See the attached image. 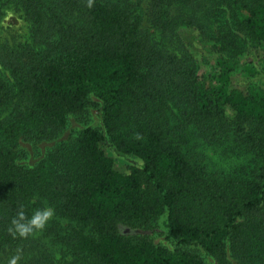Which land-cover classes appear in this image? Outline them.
<instances>
[{"label":"trees","instance_id":"trees-1","mask_svg":"<svg viewBox=\"0 0 264 264\" xmlns=\"http://www.w3.org/2000/svg\"><path fill=\"white\" fill-rule=\"evenodd\" d=\"M17 1L31 35L0 42V262L34 238L30 264H264L261 85L232 88L227 71L213 103L185 41L236 60L264 49V0ZM166 57L180 62L172 75ZM169 104L177 115L157 120ZM204 136L240 163L216 167L207 144L199 160ZM107 146L142 166L119 171ZM48 207L42 231L9 233L17 212Z\"/></svg>","mask_w":264,"mask_h":264},{"label":"rangeland","instance_id":"rangeland-1","mask_svg":"<svg viewBox=\"0 0 264 264\" xmlns=\"http://www.w3.org/2000/svg\"><path fill=\"white\" fill-rule=\"evenodd\" d=\"M21 5L17 0H0V42L8 43L11 45L22 43L30 40L31 35V24L25 18V15L22 13ZM204 24L212 27L210 21H203ZM160 40V39H158ZM186 46L190 52L197 59V65L199 68L198 74V86L199 91L204 90L205 97L210 98V101L213 103H218L221 101L222 93L224 90V75L227 71H232L231 73V87L237 88L243 91L247 90V86L252 84H259L255 96L257 98L264 97V71L262 74L257 72L262 71L264 66V49L260 48L253 50L250 54H245L244 56L238 58L237 60L232 58L227 54L222 47H217L214 50L212 42L205 40L202 36L192 33L186 37ZM161 44V49L167 53V55H176L179 59L181 57L185 60V51L179 47L177 42H172L170 40H164ZM167 61L163 66V71L165 74L169 73V70L172 71L171 75L176 72V68L179 67L180 62L166 57ZM172 62V63H170ZM168 69V70H167ZM253 69V70H252ZM0 72L9 76V72L0 64ZM257 84V85H258ZM263 90V91H262ZM211 95V96H210ZM221 97V99H220ZM208 105V104H207ZM213 105V104H212ZM211 105V106H212ZM211 108V107H210ZM203 109V107H202ZM212 109V108H211ZM178 108L175 104H169L166 108L164 105L157 108V120L163 119L164 115L168 116L171 113H174L173 116L178 113ZM198 121H203L204 118L197 116ZM201 125V122H197ZM202 149L199 148V160H204L205 156L203 151L206 150L208 145L209 149L206 152L209 155V158L212 159V163L216 167H222V169H229L233 165L239 164L240 159L233 155H220L221 150L213 146L207 140V136L201 138ZM107 153L111 154L110 156L115 158L116 168L121 172H127L131 166H142L143 162L140 159L134 158L132 156L124 155L117 153L114 149L107 146L105 147ZM190 157V156H189ZM206 162V161H205ZM209 165V163L207 162ZM210 166V165H209ZM163 227L159 225L154 231H151V236L155 237L156 242H161L167 245L165 238L163 236ZM125 234L137 233V231H132L131 229L125 228ZM37 237V236H36ZM41 243L36 239L32 238L29 242L24 244L18 252L14 255L20 257L18 264H30L32 259L37 258L38 254L42 252ZM3 257V256H1ZM11 257V258H12ZM23 259V260H22ZM61 258L59 254L56 256V260L59 261ZM0 264H5V262H0ZM9 264V263H7ZM59 264V263H57ZM60 264H64L61 263Z\"/></svg>","mask_w":264,"mask_h":264},{"label":"clouds","instance_id":"clouds-1","mask_svg":"<svg viewBox=\"0 0 264 264\" xmlns=\"http://www.w3.org/2000/svg\"><path fill=\"white\" fill-rule=\"evenodd\" d=\"M89 6L91 5L89 4ZM52 216L53 210L50 207L34 210L30 218L21 210L12 219V227L8 231L14 237L18 235L21 238H27L35 232L42 231ZM19 259L18 255L13 256L9 260V264H18Z\"/></svg>","mask_w":264,"mask_h":264}]
</instances>
